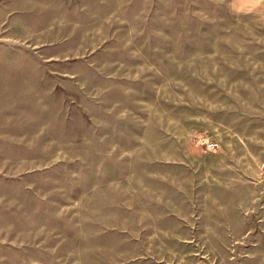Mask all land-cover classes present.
Instances as JSON below:
<instances>
[{
    "label": "rangeland",
    "instance_id": "1",
    "mask_svg": "<svg viewBox=\"0 0 264 264\" xmlns=\"http://www.w3.org/2000/svg\"><path fill=\"white\" fill-rule=\"evenodd\" d=\"M7 1L0 264H264V0Z\"/></svg>",
    "mask_w": 264,
    "mask_h": 264
},
{
    "label": "crops",
    "instance_id": "2",
    "mask_svg": "<svg viewBox=\"0 0 264 264\" xmlns=\"http://www.w3.org/2000/svg\"><path fill=\"white\" fill-rule=\"evenodd\" d=\"M3 2H4V4H8V3H10V2H8L7 0H0V6L3 4ZM11 14H13V11L11 10V8H9V6H7V7L4 9V11L0 14V28H1V26H4L5 29H11V27H6V26H5L6 19H4L5 17H7V16H9V15H11ZM12 31H16V30H11L10 32H12ZM36 46H37L36 43H33V44H32V47L34 48V50H36V49H35ZM53 58H54L53 56H49V57H47V59H53ZM26 71H27V70H26ZM26 75H28L27 72H25V73H19V72L11 71V72L8 74V77H9V78H11V77H15L16 79H20L21 76H26Z\"/></svg>",
    "mask_w": 264,
    "mask_h": 264
}]
</instances>
